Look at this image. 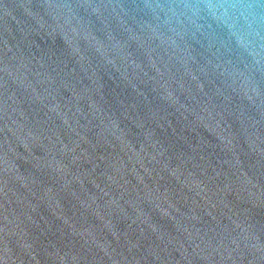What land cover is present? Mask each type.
I'll list each match as a JSON object with an SVG mask.
<instances>
[{"label":"water","instance_id":"obj_1","mask_svg":"<svg viewBox=\"0 0 264 264\" xmlns=\"http://www.w3.org/2000/svg\"><path fill=\"white\" fill-rule=\"evenodd\" d=\"M0 264H264V0H0Z\"/></svg>","mask_w":264,"mask_h":264}]
</instances>
